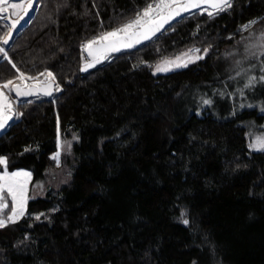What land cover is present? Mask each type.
<instances>
[{
    "label": "trees",
    "instance_id": "16d2710c",
    "mask_svg": "<svg viewBox=\"0 0 264 264\" xmlns=\"http://www.w3.org/2000/svg\"><path fill=\"white\" fill-rule=\"evenodd\" d=\"M153 2L39 0L8 48L16 68L0 61V84L48 71L61 88L17 104V120L0 137L10 170H30L32 188L57 168L59 134L81 139L59 167L69 166L71 180L30 198L25 215L0 228V264H264V150L251 147L248 127L263 115L219 117L185 103L210 82L243 26L264 22V0L187 16L83 74L81 46ZM7 29L0 25V35ZM192 48L208 52L154 72ZM183 210L187 225L176 219Z\"/></svg>",
    "mask_w": 264,
    "mask_h": 264
},
{
    "label": "snow or ice",
    "instance_id": "6c2138e0",
    "mask_svg": "<svg viewBox=\"0 0 264 264\" xmlns=\"http://www.w3.org/2000/svg\"><path fill=\"white\" fill-rule=\"evenodd\" d=\"M35 0H21L19 3H10V0H0V20L6 19L5 13L13 17H18L9 26L7 31L0 35V56L8 63L16 68V65L9 59L8 51L6 50L12 40L13 30L17 29L20 20H23L28 15L29 10L33 9ZM201 5H208L215 11H224L226 8L231 7L230 0H154V3H149L141 12L136 13L133 19L127 21L123 25L107 32L101 33L98 37L89 40L86 44L82 45L83 52L87 53V57L90 58L81 71H86L88 68L95 67L103 59L107 58V54L111 52L120 51L122 48H131L134 44H140L143 41L151 40L158 32H160L164 25L168 23L175 16H179L181 11H188L190 9H196ZM20 10V11H17ZM23 13V15L21 14ZM208 14L213 15V11H209ZM257 21H251L244 25V30L250 29ZM262 41L261 48H264V32L259 36ZM208 49L194 48L189 49L187 52L177 56L173 60L163 61L161 64L156 65V72L169 71L174 67H186L188 63L195 62L204 59ZM264 56V52L261 53ZM83 58V57H82ZM19 71V70H18ZM261 72H264V65L261 66ZM155 74V73H154ZM44 76L51 78L50 80L40 81L39 77ZM21 81L31 79L42 84L41 91L44 95L51 96L52 82L55 77L51 72H41L39 76H25L23 72H20L16 77ZM264 82V75L260 77L251 76L247 79L245 87H253L257 82ZM35 87V85H33ZM4 89L15 91L18 95L20 92V86L15 83L13 79L7 80V82L0 84V130H3L7 121L13 118L12 105L9 100V96L5 94ZM56 89L59 90V86L56 85ZM31 94V93H28ZM204 104H210L211 101L205 99ZM59 132V128H58ZM256 150H264V137H258L256 142L251 145ZM0 166H7V161L4 158H0ZM31 174L28 172H4L0 174V228L6 226L7 223H14L19 217L25 215L27 204V184ZM11 199V209L8 213H5V209H8V202L5 197ZM40 217L37 216L36 219ZM183 223L188 224V220L184 219Z\"/></svg>",
    "mask_w": 264,
    "mask_h": 264
},
{
    "label": "rangeland",
    "instance_id": "374dc122",
    "mask_svg": "<svg viewBox=\"0 0 264 264\" xmlns=\"http://www.w3.org/2000/svg\"><path fill=\"white\" fill-rule=\"evenodd\" d=\"M19 2H21V0H10V3H19ZM209 11L212 10L206 9L201 12L208 13ZM4 15L7 17L9 14L5 13ZM0 25H2L3 27H8L10 23L6 18L0 20ZM262 32H264V22L257 24L248 30H244L243 33L239 37H237V39L234 41L235 42L234 45L230 46L227 49L223 57L221 67H219V69L212 76L210 82L201 85L199 88L195 89L185 97V103L188 106V108L190 109L199 108V110L204 108H210V110H212L216 116L231 115V113L233 112L240 113L247 109H257L258 112L261 115H263V118L261 120H259L258 118L249 120L250 123H248V127H249V138L251 145H253L256 142V139L258 137H264V82L258 81L253 87L250 88L245 87L247 83V79L249 77L256 76L258 78L261 75H264V72H261V66L264 65V56H262L261 53L264 52V48L260 47L262 41L259 39V36ZM202 53L203 52L201 51V53L199 54ZM175 58L176 57L166 58L161 62H159L158 64H161L163 61L166 60H173ZM191 63L192 62L188 63L187 66ZM156 65H154L153 67L154 72L156 74L184 68V67L173 66L169 71L156 72L155 71ZM25 76H29V75H25ZM39 79L46 80L47 77L41 76L39 77ZM14 81L27 83L32 80L26 79L24 81H21L19 79H14ZM59 89L61 88L59 87ZM3 91L6 94H8V96L10 97L9 98L10 103L11 104L14 103L12 107L13 109L12 115L15 114L18 117L17 104L19 103V101L14 97L12 91H10L9 89H4ZM205 99L210 100L211 103L204 104L203 101ZM80 140H81L80 136L76 132L71 133L69 137H66L64 139H62L61 135L59 134L60 150L56 155L57 167L62 164L61 160L63 157V152L65 157L67 156L70 158L73 155L75 143L80 142ZM6 161H7V166L6 167L3 166V168L0 170V174H3L5 171L8 173L28 172L31 174L27 184V195H28L27 204L30 198H38L45 196L46 192L49 190V187L50 188L60 187L62 184L61 182H65V181L68 182L69 180V173H70L69 166H65L63 170H60L59 168H55L47 172V174L51 177L50 179H46V181L44 182L42 180L31 188V180L33 178L32 172L27 169L10 170L9 162L7 159ZM60 174L61 175L63 174V176H60L59 178L58 176ZM6 194L7 193H5V197ZM27 204H26V210H27ZM176 219L181 222H183L184 219L188 220V212L186 210H183L182 213Z\"/></svg>",
    "mask_w": 264,
    "mask_h": 264
},
{
    "label": "water",
    "instance_id": "95a60500",
    "mask_svg": "<svg viewBox=\"0 0 264 264\" xmlns=\"http://www.w3.org/2000/svg\"><path fill=\"white\" fill-rule=\"evenodd\" d=\"M232 1L233 0H230V3H232ZM39 7H40L39 0H35L34 5H33V9L29 10L28 15L25 16L23 20H20V23H19L17 29L13 30L12 40L10 41L9 45L6 46V50H8V48L13 45L14 41L19 36V34L32 23V21L34 20V18L36 17V15L39 11ZM206 9H210L214 12H218V11H215L214 9H211L208 5H201V7L196 8V9H190L188 11H181L179 16H175L168 23H166L164 25L163 29L160 32H158L151 40L143 41L140 44H134L131 48H122L120 51L108 53L107 58L103 59L100 63L96 64L95 67L88 68L86 71H81V72L83 74H87V73L95 70L96 68L100 67L101 65H104L105 63L110 61L116 55L122 54L124 52L135 51V50L139 49L140 47L152 42L153 40H155L159 36L163 35L171 26H173L175 23L182 20L183 18H185L187 16H191L197 12H201V11L206 10ZM21 14L23 15V13H21ZM16 19H18V17H13L10 15L7 16V20L10 24ZM87 42H85L84 44H86ZM82 57H83V59H82V68H83L87 63H89L90 58L87 57V53L83 52V50H82ZM3 60H5V59L2 56H0V61H3ZM47 80L51 81V78L47 77ZM15 83L20 86V92L22 93V94L18 95L15 91H12L14 97L18 101H26V100L39 99V98H44V97L45 98L46 97L52 98L60 90V89L59 90L56 89V85H58V82L56 79L54 80V82H52V87H51L52 95L51 96L43 94V92L41 91L42 84L25 85L21 82H15ZM33 85H35V87H33ZM28 93H31V94H28ZM12 116H13V118L11 120L7 121L4 129L0 130V137L5 135L9 131V128L11 127V125L17 120V115L13 114Z\"/></svg>",
    "mask_w": 264,
    "mask_h": 264
},
{
    "label": "bare ground",
    "instance_id": "6f19581e",
    "mask_svg": "<svg viewBox=\"0 0 264 264\" xmlns=\"http://www.w3.org/2000/svg\"><path fill=\"white\" fill-rule=\"evenodd\" d=\"M40 81H44L43 79H40ZM23 84H25V85H31V84H41V83H38L37 81H34V80H32V81H29V82H24ZM6 94V93H5ZM6 95H8V94H6ZM10 98V97H9ZM12 105V107H13V105H14V103H12L11 104ZM235 111V110H234ZM237 111V110H236ZM73 135V134H72ZM58 152V151H57ZM62 155V154H61ZM62 157V156H61ZM71 159H69V161H70ZM64 161H65V158H64ZM63 161V162H64ZM61 162H62V160H61ZM59 167H61L60 165L57 167V168H59ZM53 170V169H52ZM62 170V169H61ZM48 172H49V170H48ZM62 172V171H61ZM64 174V173H63ZM63 174L61 175H59L58 177L60 178V176H63ZM47 176V179H50L51 177L47 174L46 175ZM49 176V177H48ZM71 180V178L69 177V180H68V182ZM44 181H46V180H43V182ZM60 182V181H59ZM62 184L61 185H63V184H65L66 183V181L65 182H61ZM52 186V185H51ZM55 186V185H54ZM47 188H48V185H47ZM50 188V187H49ZM56 189H57V187H55ZM51 189V188H50ZM54 189V188H53Z\"/></svg>",
    "mask_w": 264,
    "mask_h": 264
}]
</instances>
